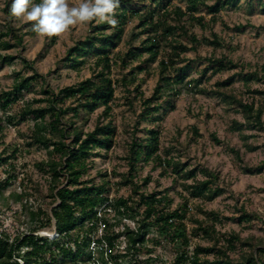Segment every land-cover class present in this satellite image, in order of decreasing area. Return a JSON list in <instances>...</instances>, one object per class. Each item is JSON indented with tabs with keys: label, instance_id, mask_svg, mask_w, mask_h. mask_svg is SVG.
Wrapping results in <instances>:
<instances>
[{
	"label": "trees",
	"instance_id": "16d2710c",
	"mask_svg": "<svg viewBox=\"0 0 264 264\" xmlns=\"http://www.w3.org/2000/svg\"><path fill=\"white\" fill-rule=\"evenodd\" d=\"M132 1L120 0L114 16L116 26L92 23L89 34L66 49L65 60L72 68L79 69L87 57L92 60L91 76L54 89L46 82L45 76L36 71L32 62L20 56L24 62L23 70L14 71L10 88L0 90V133L4 131V123H31L23 135L24 144L26 147L44 149L46 158L34 166L46 174L48 183L44 195L48 200L45 204H32L29 199L32 194L27 190L13 193L14 200L27 208L29 225L26 231L14 234L0 231V264H80V261L87 264H264V243L260 238H242L235 231L222 234L215 226L216 222H221L215 211L197 207L204 217L200 219L194 216L190 199L212 200L220 195L224 191L219 185L220 174L207 166L189 167L180 159L179 153L172 154L173 146L161 149L157 126L162 115L174 109L172 98L179 94L178 87L188 75L186 65L190 60L185 56L186 52L195 50L201 44L197 35L190 32L189 26L198 24L204 27L206 18L204 15L196 16L195 12L202 8L210 15L209 20H216L220 17L221 9L235 5L239 0H215L212 4H208L207 0H185L184 8L172 5L171 0H152V5L141 7ZM257 1L264 12V0ZM33 2L39 4L42 0ZM9 7L7 2L5 9L8 12ZM132 18L138 19L137 27L140 29L132 36L145 33L146 37L139 46H132L123 56H115L113 51ZM240 27L237 25L236 29ZM12 31L9 24L0 30V63L10 64L17 57L1 52L14 46L9 39H5L12 35ZM182 36L190 46L181 39ZM12 37L16 44H21L22 36ZM204 39L214 48L224 46L216 33H212L211 39ZM163 45L168 46L169 50H162ZM143 54L147 55L144 59L141 58ZM119 59L123 67L131 60H138V64L129 69V79L121 77V82L110 76L112 67L118 65ZM204 60L206 65L196 78L187 81L188 85L199 93L216 96L226 110L239 113L241 119L231 118L228 129L241 134L247 152L257 150L261 145L247 142L254 134L242 133L246 130L264 131V87H249L254 80L264 82V66L261 67L262 72L257 69L244 72L243 65L225 54L211 55ZM153 61H156L158 78L151 96L144 98L136 85L133 87L135 94L126 97V102L134 111V102L140 106L129 126L131 137L126 141L124 160L128 170L120 174V180L116 183L111 182L105 170L96 169L95 176L88 177V170L95 166L92 158L102 155L101 151H107L115 144L112 100L116 85L129 84L137 78V72L146 71V65ZM178 62L184 64L177 66ZM238 65V71L221 81L216 80L212 89L207 90L202 85V78L207 73L206 79H209ZM235 76L240 78L246 93L258 95L259 99L254 100L252 96L250 100H245L239 95L231 86ZM37 82L39 84L35 90ZM29 91H37L40 96L25 100L24 92ZM100 107L102 110L96 115L93 128L84 130L88 114ZM145 123L148 125L142 126ZM139 131L143 133L138 135ZM189 133L191 141L201 137L196 126H191ZM210 136L214 143H221L214 132ZM225 145L243 172L255 174L264 169V163L255 167L246 165L239 148ZM5 151L0 156L5 171V177L0 180V196L2 190L16 178L15 164L9 159L17 158L19 149L14 147L7 155H4ZM146 165L152 170L158 168L160 175H170L174 183L180 181L181 191L174 190L180 201L174 207L173 196L169 195L171 188L147 192L146 186L151 178L149 174L141 179L140 184L134 181L135 175ZM198 173L203 177L198 178ZM98 176L99 180L96 179ZM114 185L129 186V194H111ZM183 191L187 195H183ZM252 217L253 214L240 208L239 221H250ZM123 220H131L135 226L131 227ZM187 220L193 224L190 229H187ZM51 227L56 236L37 233ZM150 233L152 236H149ZM195 235L211 244L203 246L194 243L192 238ZM91 244L95 247L96 257ZM158 245L171 249V260H158V256H151ZM144 247H147V255L141 256ZM237 247L240 253L232 257L230 253Z\"/></svg>",
	"mask_w": 264,
	"mask_h": 264
},
{
	"label": "rangeland",
	"instance_id": "374dc122",
	"mask_svg": "<svg viewBox=\"0 0 264 264\" xmlns=\"http://www.w3.org/2000/svg\"><path fill=\"white\" fill-rule=\"evenodd\" d=\"M214 1L207 0V3L212 4ZM7 2L11 6L12 0H0V30L5 29V26L8 24L11 25L13 28L12 35L22 36V42L21 44H16V40L11 39L13 38L12 35L5 37L14 46L2 49L1 52L3 54L16 55L17 57L10 64L0 63V90L10 88L14 71L23 70L24 62L20 56L32 62L36 71L44 75L46 82L54 89L75 84L91 76V59L87 57V61L79 69H75L69 66L70 63L65 60V56L66 49L88 35L90 31L89 26L92 23H96V21L70 26L69 30L60 36H53L51 38L41 37L32 31L34 22H25L10 16V7L8 9L9 12L5 9ZM128 2L130 3V0ZM132 3H138L140 7L153 4L152 0H133ZM171 4L184 8L186 2L185 0H171ZM195 15H204L206 18L204 27H200L198 24L189 26L190 32L197 35L201 40V44L195 50L190 49L186 52L185 56L190 60L189 63L186 62L188 64L186 65L188 75L184 79L183 84L178 87L180 90L179 94L172 98L175 107L174 109L167 110L157 122L160 131V148L173 146L175 149L172 151V154L179 153L180 159L186 162L189 167L198 166L202 168L207 166L219 172V185L224 191L212 200L190 199L189 204L194 216L200 219L204 217L197 207L206 211H215L221 220V222H216L215 226L222 234L225 235L228 232L235 231L239 232L242 238H260L264 243V169L255 174L243 172L225 145L239 148L246 165L252 167L260 166L264 163V131L246 130L242 133L254 134V136L247 139V142L261 145L257 150L247 152L243 147L241 134L230 132L228 129L231 118L241 119V115L234 113L232 110H226L224 104L216 96L199 93L191 87L192 85L189 86L187 83L190 78H196L200 74V70L206 65L204 58L211 55H227L234 62L243 65L244 72L253 69L260 71L261 67L264 66V12L260 10V4L257 0H239L235 5H227L221 9L220 17L216 20H209L210 15L202 8H199L195 12ZM137 24V18H132L127 23L125 34L113 51L115 56H123L129 48L139 46L140 42L144 40L146 37L145 33H139L138 37L132 36L133 32L140 31ZM237 25L241 27L236 29ZM212 33H216L223 40L224 46L214 48L210 43H207L204 37L211 39ZM181 39L184 42H188L184 36ZM188 45L190 46L189 42ZM162 50H169V47L163 45ZM146 56V54H143L141 58L144 59ZM120 62L121 60L119 59L118 65L112 67L110 74L111 78L120 79L119 82H121V77L129 79V69L134 68L138 64V60H131L126 67H123ZM182 64L184 62H178L177 66H181ZM146 67L147 70L137 72V78L129 84L116 85L112 100L115 144L111 149L101 151L102 155L92 158L95 166L88 170V177H94L96 169L105 170L109 174L111 182L116 183L120 180V174L126 173L128 170L126 161L124 160V156L127 153L126 141H129L131 137L128 133L130 131L129 126L139 112L140 106L134 102V111L126 102V97H131L135 94L136 91L133 87L136 85L139 87V91L143 93L144 98L151 96L158 78L156 61L149 63ZM239 67L240 65L231 71L217 73L209 79H206L207 73L202 78V85L207 90H210L213 88L212 84L216 80L221 81L225 79L227 76L238 71ZM262 76L264 77V72ZM38 84L39 82L34 87L35 90H37ZM231 86L245 100H250L252 96L254 100L259 99L258 95L245 92V88H243L238 76H235L234 83ZM249 87L250 89H260L264 87V82L254 80L250 83ZM127 91H130L131 94L129 95ZM32 96L39 97L40 94L37 91L24 92L25 100ZM101 110L102 108L100 107L91 114H88V121L83 125L84 130H91L93 128L95 117ZM262 118L264 119V114ZM29 124L31 123L21 122L17 125H6L4 123V131L0 133V156H3L5 150L7 151H5L4 155H7L12 152L14 147L19 149L17 158L9 159V162L15 164L16 178L10 186L2 190V195L0 196V231L5 230L10 234L26 231L29 225L27 208H24L20 201L14 200V192L21 193L24 190L31 192L32 196L29 199L34 205L38 202H44L45 204L48 200L44 196L46 195L48 185L46 174H42L34 166L36 162L46 158L45 151L36 146L26 147L24 144L25 139L23 135L27 132ZM145 125L148 124L145 123L142 126ZM191 126H196L201 135V137H197L193 141L190 140L189 133ZM212 132L221 140V143H214L210 136ZM142 133L143 131H139L137 134L140 135ZM147 174L151 178L146 186V191L151 192L171 188L169 195L173 196L172 207H174L180 201V197L174 191H181V187L179 186L180 181L174 183L170 175H160L158 168L152 170L149 165L138 171L134 177V181L140 184L141 179ZM4 177V162L1 161L0 180ZM197 177L202 178L203 176L198 173ZM99 178V176L96 177L97 180ZM36 184L39 185L33 190ZM113 188L110 191L113 195L127 196L130 192V187L127 185L120 187L114 185ZM41 194H43V197H41ZM184 194L187 195L185 191H183ZM240 208L253 214L250 221L238 220ZM123 221L131 227L135 226V223L131 220ZM186 225L187 229H190L193 224L190 220H187ZM52 228H44L37 233L50 235V237L56 236ZM149 236H152V233ZM192 240L194 243L203 246L211 244V242L197 235ZM120 245H123V243L120 242ZM149 245L150 243L147 242V246ZM91 248H93L94 252L95 247L92 244ZM145 248L147 247L142 248L141 256L147 255ZM154 249L151 256H158V260L169 261L172 259V251L169 247L158 245ZM238 253H240L239 247L230 254L232 257H236ZM93 255L96 257L97 253L94 252ZM80 264H87V262L80 261ZM95 264L100 263L97 262Z\"/></svg>",
	"mask_w": 264,
	"mask_h": 264
},
{
	"label": "clouds",
	"instance_id": "9594fccd",
	"mask_svg": "<svg viewBox=\"0 0 264 264\" xmlns=\"http://www.w3.org/2000/svg\"><path fill=\"white\" fill-rule=\"evenodd\" d=\"M120 0H12L10 16L25 22H34L32 31L38 36H60L70 26L81 23H107L116 26L115 10Z\"/></svg>",
	"mask_w": 264,
	"mask_h": 264
}]
</instances>
